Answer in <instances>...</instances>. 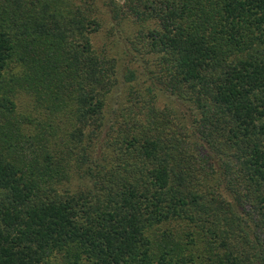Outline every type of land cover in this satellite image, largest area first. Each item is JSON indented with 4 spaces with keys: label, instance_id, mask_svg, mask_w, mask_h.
<instances>
[{
    "label": "trees",
    "instance_id": "1",
    "mask_svg": "<svg viewBox=\"0 0 264 264\" xmlns=\"http://www.w3.org/2000/svg\"><path fill=\"white\" fill-rule=\"evenodd\" d=\"M0 264H264V0H0Z\"/></svg>",
    "mask_w": 264,
    "mask_h": 264
},
{
    "label": "rangeland",
    "instance_id": "2",
    "mask_svg": "<svg viewBox=\"0 0 264 264\" xmlns=\"http://www.w3.org/2000/svg\"><path fill=\"white\" fill-rule=\"evenodd\" d=\"M117 1L122 2L123 0H117ZM98 40H99V42H102V39H101L100 35H99Z\"/></svg>",
    "mask_w": 264,
    "mask_h": 264
}]
</instances>
